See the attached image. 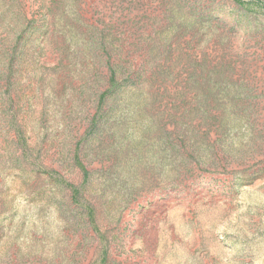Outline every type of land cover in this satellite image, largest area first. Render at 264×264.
Segmentation results:
<instances>
[{"label": "rangeland", "instance_id": "obj_1", "mask_svg": "<svg viewBox=\"0 0 264 264\" xmlns=\"http://www.w3.org/2000/svg\"><path fill=\"white\" fill-rule=\"evenodd\" d=\"M0 264H264V0H0Z\"/></svg>", "mask_w": 264, "mask_h": 264}]
</instances>
